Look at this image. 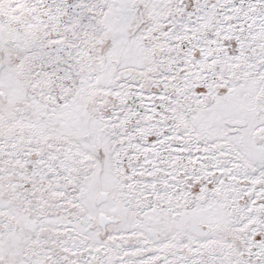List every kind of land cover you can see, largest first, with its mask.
<instances>
[{
    "label": "snow or ice",
    "instance_id": "6c2138e0",
    "mask_svg": "<svg viewBox=\"0 0 264 264\" xmlns=\"http://www.w3.org/2000/svg\"><path fill=\"white\" fill-rule=\"evenodd\" d=\"M0 264H264V0H0Z\"/></svg>",
    "mask_w": 264,
    "mask_h": 264
}]
</instances>
